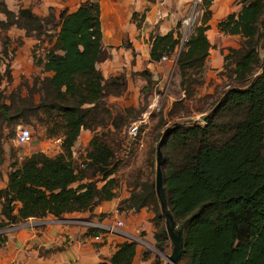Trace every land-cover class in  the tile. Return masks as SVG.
<instances>
[{
	"label": "trees",
	"instance_id": "16d2710c",
	"mask_svg": "<svg viewBox=\"0 0 264 264\" xmlns=\"http://www.w3.org/2000/svg\"><path fill=\"white\" fill-rule=\"evenodd\" d=\"M2 2L4 32L16 26L25 30L26 37L41 40L49 30H58L46 55L37 59L43 77L34 78L25 98L19 92L6 96L2 91L4 81H12L10 67L5 73L1 68L3 56H9V38L4 39L0 50V179L9 160L5 143L21 125L46 128L48 139L61 140V153L51 157L36 152L22 161H11L8 185L0 189V230L29 219L52 216L61 220L117 199L120 186L114 176L119 165L114 146L125 140L145 107L121 109L106 101L123 96L128 81L126 74L106 80L98 69L107 59L99 1L88 0L73 13L64 11L60 19L54 13L39 17L31 8L20 9L17 15ZM242 2L241 11L219 25L221 32L241 36L240 48L229 49L222 73L232 85L203 123L174 122L165 134L162 171L168 212L183 234L179 264H264V0ZM200 14L185 42L182 23L176 31L151 39V62L176 57L175 76L185 98L177 100L174 109L196 97L205 84L212 14L209 8ZM141 76L147 87L154 84L149 72ZM174 109L172 117L177 116ZM82 130L91 131L93 138L80 164L73 149ZM129 187L130 197L118 211L152 210L154 236L162 249L168 233L155 183L133 182ZM103 233L88 230L90 236ZM138 246L126 240L100 264H134ZM149 258L145 254L143 259Z\"/></svg>",
	"mask_w": 264,
	"mask_h": 264
},
{
	"label": "crops",
	"instance_id": "0c3cea01",
	"mask_svg": "<svg viewBox=\"0 0 264 264\" xmlns=\"http://www.w3.org/2000/svg\"><path fill=\"white\" fill-rule=\"evenodd\" d=\"M2 1L8 10L17 15L20 9L31 8L33 13L39 17H47L54 13L57 19H60L62 12L73 13L88 0ZM98 1L101 7L103 43L107 51V59L98 64V69L106 80L113 76L126 74L128 89L124 95L126 97L132 95L131 97L136 102H124L125 108L136 107L141 91L148 85L147 80L141 76V73L149 72L157 88H163L165 84L169 85L176 72V57L164 62H151V39L156 35L165 36L176 31L178 25L182 23V32L184 41H186L193 28L187 25L186 21L193 18V14L197 9L201 12L204 8H209L212 14L209 22L210 30L207 33L212 48L207 60L205 84L200 88V91L204 93L212 92L211 83L216 86L223 82L222 73L225 71V57L229 54V49H238L241 46V36L225 34L220 31L219 25L227 20L230 15L238 14L241 11L242 0ZM134 15H137L136 20L133 18ZM11 29H17L16 31H19L23 40L28 39L25 30L16 26ZM125 43L130 44V47H127ZM176 82L179 85V77H177ZM178 89L182 98H185L180 86H178ZM166 97H168L170 104L177 101L169 95H165L164 99ZM108 99L118 102L120 97L111 96ZM204 115L203 113L197 121L202 122ZM92 138L93 133L91 131L82 130L73 150L79 151L86 144L88 146ZM83 142H85V145ZM58 149V153H61V148ZM45 154L49 155L48 153ZM2 169L3 176L0 179V189L7 187L10 172L8 167L5 171ZM119 203L118 199H115L111 202L101 203L91 212L69 214L61 220L52 216L43 220L29 219L27 222L0 230L5 232L3 237L5 242L0 243V264L102 263L111 258L117 250V246L124 243V238L120 236L112 237L107 234L102 242H96L88 235L89 229L81 223L88 222L110 226V217H119V221H121V213L118 211ZM143 216L140 213H128V216L123 218L126 222L123 232L131 236L138 235L140 234V227H143L142 230L146 231L143 239L150 244L154 240L155 227L152 223L146 220L143 221ZM143 249L142 246H138V256L134 264H148L152 260V257L146 261L142 258Z\"/></svg>",
	"mask_w": 264,
	"mask_h": 264
},
{
	"label": "rangeland",
	"instance_id": "374dc122",
	"mask_svg": "<svg viewBox=\"0 0 264 264\" xmlns=\"http://www.w3.org/2000/svg\"><path fill=\"white\" fill-rule=\"evenodd\" d=\"M200 17V11L197 9L193 14V20L195 19V21H197L200 19ZM2 21H5V17L0 13V23ZM16 30L17 29H9L7 32H4L0 27L1 51L5 47V37L7 36L10 40V42L8 41L9 56H3L1 68L2 72L5 73L9 66L12 75L11 82L8 80L4 81L2 85V91L6 96H9L13 92H19L21 96L25 98L28 95V89L33 86L34 78L37 76L43 77L41 75V69L37 66V59L44 57L47 51L51 48V38L53 35H55L54 33H56L58 29L49 30L46 35L41 37V40L36 37H27L28 39L23 40V37L20 36L19 31ZM262 53L264 56V39L262 44ZM177 77L178 76L174 75V78L169 82V85L167 86L165 84L163 88H157L155 87V84H153L141 91L138 105L134 108L139 109L141 106H143L145 109L141 114H139V117L133 120L134 122H138L139 135L137 138H131L126 135L125 140L114 146L116 149L115 162H117L119 165L118 172L114 176L120 186L118 190L119 196L117 198L120 202L119 207L123 203L122 201H125L130 197V183H142L146 181L153 183L156 182L157 149L161 139L167 133V129L172 125V123L179 121L203 123L201 121H197V119L201 117L202 112H205L204 114L207 115L210 109L220 98L221 94H223L228 89V87L232 85V81L227 77V75H223L222 83L216 86H214V83L210 84L212 87V92L204 93L203 91L199 90L196 97L186 101L184 104L182 103L176 106L174 109L173 105L176 101H174L173 104H170L168 97L164 99V96L169 95L177 100L182 98L180 90L178 89L179 85L176 82ZM131 96L126 97V95H123L120 97L118 102H115L112 99H107L106 101L111 107L124 109V102H136ZM36 102H39V95H36ZM173 109L177 115L176 117L170 116V113ZM134 115L136 116V113H134ZM19 127L20 129H28L32 133L30 142L24 146H19L16 143ZM19 127L16 128V134L13 137L7 139L5 143V151L9 160L3 166L2 170L5 171L6 167L9 168L11 161L15 159H17V161H22L36 152L48 153L51 156H57L59 154L58 148L61 145V141L56 139H48L46 135V128L40 126L39 124L21 125ZM83 144L85 145V142H83ZM86 146H84V148L81 150L79 149V151H74V157L78 159L80 164L87 156L88 146ZM164 146L165 142L161 148L163 154L162 169L165 166L167 153ZM103 185V182L99 183V187H102ZM128 213L129 212H123L120 214V217H122L121 221L124 223L122 230H125L126 226L125 219L123 218L127 217ZM140 214L144 215L143 221L146 220L155 226L153 223L155 214L152 210L145 209L141 211ZM110 220V225H114V223L120 219L119 217H110ZM162 224L163 226H166V220H164ZM142 229L144 228L140 227V234H138L139 236L133 235V238L143 241V236L146 235V231ZM4 233L5 232L0 231L2 238L4 237ZM154 233H156L155 228ZM111 236L114 237L113 235ZM145 241L146 240L143 242ZM163 241L162 249L158 248L159 244L155 239V236L154 240L150 242L151 245L148 242H138L139 245L144 248L142 251V258H144L145 254L148 255V258L152 257V260L148 262V264L167 263V258L172 255L173 245L168 235Z\"/></svg>",
	"mask_w": 264,
	"mask_h": 264
},
{
	"label": "water",
	"instance_id": "95a60500",
	"mask_svg": "<svg viewBox=\"0 0 264 264\" xmlns=\"http://www.w3.org/2000/svg\"><path fill=\"white\" fill-rule=\"evenodd\" d=\"M166 135L160 141V144L157 149V175H156V193L161 205L162 213L166 217V229L168 236L173 245V252L170 257L167 258L166 264H179V260L182 255L183 251V234L179 231L173 221L171 214L168 212V203L166 198V193L164 189V178H163V171H162V159L163 154L161 151L162 145L165 141Z\"/></svg>",
	"mask_w": 264,
	"mask_h": 264
},
{
	"label": "built area",
	"instance_id": "2783aa9c",
	"mask_svg": "<svg viewBox=\"0 0 264 264\" xmlns=\"http://www.w3.org/2000/svg\"><path fill=\"white\" fill-rule=\"evenodd\" d=\"M197 22H198V20L195 21V19L193 20V18H191L188 21H186V24L193 27ZM262 29L264 30V25H263ZM167 60H168V58L164 57L161 62H164ZM138 134H139L138 122H134L131 124L130 128L128 129V136L131 138H137ZM31 138H32V133L30 130L19 129V131L17 133V137H16V143L19 146H24L30 142ZM81 224L85 225L88 229H100V230L104 231L103 234H100L97 236H91V238L93 240H95L96 242H102L104 239V236L107 234L113 235V236H120V237L124 238L125 241L132 239L133 241H136V242H143L137 238H133V236H131V235L124 234V232L122 230V228L124 226L123 221H117L114 225H110V226H108V225H106V226L105 225L104 226L103 225H96V224H92V223H88V222H82Z\"/></svg>",
	"mask_w": 264,
	"mask_h": 264
}]
</instances>
